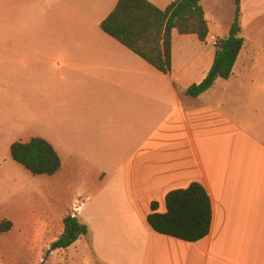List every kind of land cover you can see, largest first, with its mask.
Here are the masks:
<instances>
[{
  "label": "crops",
  "instance_id": "crops-1",
  "mask_svg": "<svg viewBox=\"0 0 264 264\" xmlns=\"http://www.w3.org/2000/svg\"><path fill=\"white\" fill-rule=\"evenodd\" d=\"M24 1L0 0V147L47 140L62 168L39 175L50 178L36 205L63 212L60 236L69 215L90 232L56 250L68 254H0V264H264V0H241L245 45L233 75L199 97L187 91L206 79L233 25L211 21L206 0L207 40L175 29L167 74L101 29L119 0L95 20L87 2L60 0L66 24L50 41L40 28H9L28 22ZM193 183L211 197L210 234L191 243L156 232L152 204L166 213L167 195ZM12 235L0 233L1 253ZM15 242L26 251V235Z\"/></svg>",
  "mask_w": 264,
  "mask_h": 264
},
{
  "label": "trees",
  "instance_id": "trees-1",
  "mask_svg": "<svg viewBox=\"0 0 264 264\" xmlns=\"http://www.w3.org/2000/svg\"><path fill=\"white\" fill-rule=\"evenodd\" d=\"M237 17L230 35L218 41V51L212 69L201 84L191 86L187 93L199 97L209 90L218 78L228 80L244 48L239 23L241 0H235ZM101 29L129 50L147 61L158 71L167 74L172 69V33L197 35L205 42L209 35L202 0H177L160 9L149 0H119L115 9L101 23ZM12 159L35 176H53L62 168V160L55 148L45 139L32 138L11 146ZM167 212H159V204H152L148 216L150 226L159 234L186 242H198L211 232L212 200L203 185L193 183L186 189L170 192L166 197ZM64 233L51 245V251L67 249L81 237L89 235V226L79 217L64 219ZM13 228L11 221L0 223V233Z\"/></svg>",
  "mask_w": 264,
  "mask_h": 264
},
{
  "label": "rangeland",
  "instance_id": "rangeland-1",
  "mask_svg": "<svg viewBox=\"0 0 264 264\" xmlns=\"http://www.w3.org/2000/svg\"><path fill=\"white\" fill-rule=\"evenodd\" d=\"M83 2H87V11L92 13L91 19L95 20L104 12L103 7L107 0H83ZM205 4L211 21L219 19L223 25L236 21L235 0H206ZM159 5L166 4L160 2ZM61 6L60 0H25L20 4V8L24 14H30L28 22L26 23V20L21 22L19 19L9 20L8 26L16 31L23 27L28 30L40 28L48 34L47 39L50 41L56 30L66 24ZM216 7L221 8L219 14ZM48 178L50 177L31 174L12 159L10 148L0 147V219L10 214L12 220L10 218L7 220L13 222V235L10 241L1 244L3 252L0 254H44L45 260L49 258V254H68L62 250L51 251V245L60 237L62 226L58 218H61L63 212H42L36 205L40 197L48 198L43 194L45 191L43 183L48 182ZM60 190L67 199L87 201L88 196L76 193L73 187H64ZM46 191L49 192L47 195H50L52 188ZM25 235L27 236L26 251L20 249L19 244L15 242L20 236ZM31 264H36L34 257L31 259Z\"/></svg>",
  "mask_w": 264,
  "mask_h": 264
}]
</instances>
